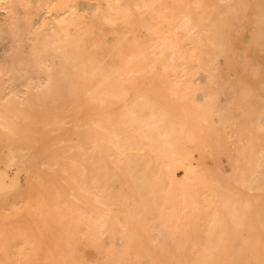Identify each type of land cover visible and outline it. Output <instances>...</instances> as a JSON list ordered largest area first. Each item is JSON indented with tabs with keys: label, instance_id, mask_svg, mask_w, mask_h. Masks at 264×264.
I'll return each instance as SVG.
<instances>
[{
	"label": "bare ground",
	"instance_id": "bare-ground-1",
	"mask_svg": "<svg viewBox=\"0 0 264 264\" xmlns=\"http://www.w3.org/2000/svg\"><path fill=\"white\" fill-rule=\"evenodd\" d=\"M20 2L46 16L32 31L13 13L0 31L19 61L0 79L37 92L34 103L27 93L0 96V192H9L0 264H83L75 258L83 249L95 264H264V145L252 147L264 137V0H0V8ZM37 31L42 50L25 46ZM108 34L123 43L109 63ZM244 39L250 45L239 48ZM219 56L234 69L227 80L217 67L210 73L224 105L190 106V69L207 72ZM48 101L57 106L39 131ZM67 127L77 136L68 155L57 151L65 138L42 155ZM109 223L114 244L103 248Z\"/></svg>",
	"mask_w": 264,
	"mask_h": 264
},
{
	"label": "rangeland",
	"instance_id": "rangeland-1",
	"mask_svg": "<svg viewBox=\"0 0 264 264\" xmlns=\"http://www.w3.org/2000/svg\"><path fill=\"white\" fill-rule=\"evenodd\" d=\"M13 13H14V16H15L17 22L19 23V25L26 26L27 28H29L32 31L35 30L38 27V25H40V23L43 21V19L46 16L44 10L42 8H39V7L33 8L32 10H30L29 13H26L23 3L20 2V3L16 4L14 11L11 12L8 5L4 4L0 8V31H3L7 27L8 23L12 19ZM100 28L103 31H106L107 27L104 23H100ZM244 33H248V30H244ZM118 39L119 38H116L114 35H111V34H108L107 36H105L104 42H105L106 52H107V55L105 57V62L109 63L111 61V58L108 54L111 50L116 52V53H121L123 51V47H122L123 43ZM32 43L34 44V47L36 49H39V50L44 49L45 40L42 38L40 31L35 32L34 35L32 36V41H26L25 46H27L28 48H31ZM248 45H250V43L248 42L247 39H244L243 42L241 44H239L238 46H239V48H242V47H247ZM234 48H235V45H232L229 48V52H228L229 55L228 56H231V54L233 53L232 51H234ZM17 53H18V50L14 46V43L11 42V39L8 36V34L6 35L4 33L3 37L0 39V68H1V70H3L4 68H7V67H14V66L19 65ZM212 60H213V66H211L210 70H208L207 72L202 71V70H198L195 67H192L190 69L189 78L191 80L192 90L187 95V101H188L190 106H193L195 108L198 107L199 109H203V108L207 107V104L208 105L210 104L209 100H212V102H214L216 105H219V106L224 105V94L222 92H219V93L215 92L211 88V83H210L209 77H210V73H211L213 67H217L221 70L222 80L229 79L232 76V73L234 70L233 64H231L232 67H230V63H228L225 60L224 56L214 57ZM16 62H17V64H16ZM227 67H228V69H227ZM34 72H35V75L37 78H39V79L44 78V73L42 70L35 69ZM18 83H20V81ZM25 93H27V96L32 101V103L36 102L37 92L35 90L31 89V90L26 91L24 89L23 85H20L18 90H14L11 83H9L8 81H5L4 78L0 79V96H2L4 98H6V97L8 98L11 95H17V96L21 97ZM208 96H210V97H208ZM78 100L83 104L85 103V105H87L89 110L92 111V109L94 108V106H93L94 101L90 99V95L88 93H86L85 91L80 90V92L78 94ZM204 105L206 107H204ZM56 106H57L56 103H53L50 101L47 102L45 107L40 112L39 117L41 119H35L37 121V123H36L37 124L36 125L37 130H39V131L43 130V123H44V121H46V119L44 120L42 118H46L48 116L49 112H51L52 109H55ZM31 110L34 113H37V111H38L37 108H35V107L32 108ZM263 111H264V109H263ZM76 137L77 136L74 134L73 130L70 127H67V129L64 131L63 135H61L59 133H53L47 139L48 144H49L48 147H46L44 150H42L41 153H42V155H44L46 157L50 156L52 154L53 150L58 146L57 145L58 141H60L61 138H65L64 148H62L61 150H57V151L59 154H63V155L67 156L68 155L67 144L71 140L76 139ZM80 138L83 139V141H85V142H88L90 140V137L89 136L86 137L85 134L81 135ZM5 139H6L5 134L0 132V142L4 141ZM263 145H264V137H263V135L258 134V137L252 141V147H253L254 152L258 153V151L263 148ZM106 152H107V154L105 156L107 158L110 157L108 155L109 151L106 150ZM147 155L148 154L144 151L143 157H146ZM155 157L158 158L159 156L155 155ZM124 158H125V161H128V162L135 160V156L131 155V154H124ZM6 167H7V159L3 155L0 154V171L4 170ZM52 175L56 181H58V180L64 181L63 179L65 176V173L60 168H57L55 171H53ZM103 185L104 186L101 187L102 193L109 194L112 192V187H111L110 183L107 182V183H104ZM8 199H9V192H0V208L6 207V205L8 203ZM92 206H94V205H92ZM105 230L106 231H104L100 235L99 242L101 243V246H103V248H111L114 243H112L110 236L112 234H114V232L116 231V226L114 224L109 223L106 226ZM21 248H22L21 245H19V244L16 245L13 248V251H14L13 253H16ZM83 250L76 251L75 252V254H76L75 258L79 262H82L83 264H95L94 259L88 254L87 250H85V249H83Z\"/></svg>",
	"mask_w": 264,
	"mask_h": 264
}]
</instances>
